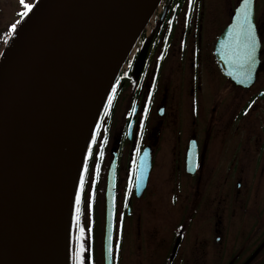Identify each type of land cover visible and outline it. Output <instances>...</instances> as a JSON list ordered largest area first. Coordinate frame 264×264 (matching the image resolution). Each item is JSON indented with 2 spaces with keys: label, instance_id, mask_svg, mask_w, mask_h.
<instances>
[{
  "label": "flooded vegetation",
  "instance_id": "obj_1",
  "mask_svg": "<svg viewBox=\"0 0 264 264\" xmlns=\"http://www.w3.org/2000/svg\"><path fill=\"white\" fill-rule=\"evenodd\" d=\"M240 2L162 0L116 80L87 151L79 207L85 219L97 205L103 227L114 165L117 262L264 264V0L254 7V83L224 75L215 54ZM163 203L176 216L166 241L152 214Z\"/></svg>",
  "mask_w": 264,
  "mask_h": 264
},
{
  "label": "water",
  "instance_id": "obj_2",
  "mask_svg": "<svg viewBox=\"0 0 264 264\" xmlns=\"http://www.w3.org/2000/svg\"><path fill=\"white\" fill-rule=\"evenodd\" d=\"M161 0H36L0 56V264H70L77 189L111 89ZM241 0L216 43L223 73L250 86ZM143 183L149 156L143 155ZM115 174L104 203L102 263H113ZM111 249V251H110Z\"/></svg>",
  "mask_w": 264,
  "mask_h": 264
},
{
  "label": "rangeland",
  "instance_id": "obj_3",
  "mask_svg": "<svg viewBox=\"0 0 264 264\" xmlns=\"http://www.w3.org/2000/svg\"><path fill=\"white\" fill-rule=\"evenodd\" d=\"M36 0H24L27 4H33ZM23 5L20 3V0H0V54L2 53L6 41L8 37L12 33L11 25L13 23L18 24L23 16H21V12L23 11ZM18 22V23H17ZM226 23V20H223L222 25ZM172 205L170 204H160L157 206L155 211L152 213L153 221L157 225H165L162 226L161 231L164 233L167 232L168 235L165 234L164 239L169 240L172 239L173 236L170 234L169 231H165L167 228V224L172 223L176 220V216L174 213ZM92 209V208H91ZM100 209L95 206V209L91 211V215L85 219H83L81 228L84 229L82 232L81 229L74 236V230H72L71 242H70V264H77L76 260L74 259V253H80L81 244L85 246V251L82 253L84 256L85 264H94L97 261V257H101V231H102V224H101V216H100ZM84 217V216H83ZM91 220L94 224L91 225ZM129 229H131L130 224L128 225ZM125 228V227H124ZM125 229L122 231H118L117 233H121V237L123 234L128 235V232H124ZM130 236H127V240L125 242L131 244L133 242V236L130 233ZM115 254V253H114ZM133 258H129V261L125 258H121L118 262L115 259V264H135ZM101 262V259H100Z\"/></svg>",
  "mask_w": 264,
  "mask_h": 264
},
{
  "label": "snow or ice",
  "instance_id": "obj_4",
  "mask_svg": "<svg viewBox=\"0 0 264 264\" xmlns=\"http://www.w3.org/2000/svg\"><path fill=\"white\" fill-rule=\"evenodd\" d=\"M20 3L23 5V11L21 12V16H27L28 12L31 10L32 5L27 4L24 2V0H20ZM248 5H249V0H244L243 5L241 6L240 12L243 13L244 17V22L247 25V31H246V37H247V45L246 47L249 49L246 58L251 60L253 59V54L255 53L256 49V34H255V25L252 23V20L250 18V14L248 12ZM18 23V22H17ZM17 27L16 23H13L11 25V28L15 30ZM81 188H83V178H81ZM81 202V196L78 194L77 195V212H80L79 205ZM81 231L83 232L84 229L81 228ZM85 251V246L81 244V250L80 253H74V259L76 260L77 264H85L84 262V256L83 252ZM111 251V249H110Z\"/></svg>",
  "mask_w": 264,
  "mask_h": 264
},
{
  "label": "trees",
  "instance_id": "obj_5",
  "mask_svg": "<svg viewBox=\"0 0 264 264\" xmlns=\"http://www.w3.org/2000/svg\"><path fill=\"white\" fill-rule=\"evenodd\" d=\"M79 209H80V212L75 217V224H77V225L79 224L80 225V229H81L84 213H83V207L80 206ZM76 213H77V211H76Z\"/></svg>",
  "mask_w": 264,
  "mask_h": 264
}]
</instances>
